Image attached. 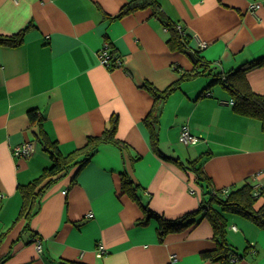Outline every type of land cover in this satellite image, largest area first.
Listing matches in <instances>:
<instances>
[{"label": "crops", "instance_id": "1", "mask_svg": "<svg viewBox=\"0 0 264 264\" xmlns=\"http://www.w3.org/2000/svg\"><path fill=\"white\" fill-rule=\"evenodd\" d=\"M130 1L0 0V35L30 26L22 45H0V234L7 232L0 255L9 254L6 264H168L173 254V264H221L203 255L217 246L209 219L160 240L158 220L139 223L140 203L121 189L127 170L143 203L168 219L198 209L203 198L190 170L154 150L144 121L154 105L144 83L163 90L195 62L170 49L169 31L151 8L115 18ZM157 1L219 70L264 55V0ZM200 41L206 47L200 48ZM105 44L122 61L113 70L101 62ZM209 78L185 81L169 96L159 148L184 163L202 156L216 189L249 183L264 190L261 122L236 114L220 84L207 90ZM247 79L264 94V66L249 70ZM32 108L44 115L46 132L64 154L100 135L113 115L119 118L118 137L130 148L123 153L100 145L86 166L72 168L51 186L27 230L26 220L17 219L23 203L18 187L52 163L29 118ZM184 126L198 137L195 143L180 141ZM25 142L33 144V153L13 154ZM263 205L264 194L256 207ZM226 217L227 238L240 256L235 264H264V228L237 214Z\"/></svg>", "mask_w": 264, "mask_h": 264}, {"label": "trees", "instance_id": "2", "mask_svg": "<svg viewBox=\"0 0 264 264\" xmlns=\"http://www.w3.org/2000/svg\"><path fill=\"white\" fill-rule=\"evenodd\" d=\"M151 8L154 15L161 21L169 31L167 44L172 51H178L196 59L195 67L190 71H181L179 79L160 90L145 82L143 87L149 91L154 98V105L147 117L144 119L151 134V142L155 151L176 162L180 167L190 170L194 175L195 183L201 188L202 202L198 209L187 212L176 219H168L158 214L148 204L141 200L139 189L140 186L134 181L131 174L125 170L121 175V189L131 198L140 203L143 210V217L139 223L148 224L151 219L156 218L159 222L157 232L160 240L170 233L179 231L195 223L199 218H207L211 222L214 230V237L217 241L215 249L203 253L205 258L220 262L221 264H235L239 255L234 254L236 250L227 238L228 221L226 214H237L264 228V205L256 207L258 200L263 195H255L258 190L251 184H245L235 190L226 193L224 189H216L211 177L203 168L202 156L189 160L187 163L178 158H172L164 155L159 148V123L163 112L164 104L169 96L185 81L197 79L199 77H210L211 81L206 87L208 90L214 85L220 84L231 95L233 110L236 114L257 119L261 122L264 131V94L255 92L248 79L247 72L256 67L264 66V55L252 59L236 69L229 71L219 70L212 62L205 59L199 50L191 46V36L188 35L183 26L171 19L162 9L157 0H133L126 3L115 16L123 17L137 10ZM30 26L25 27L18 33L12 35H0V45L8 47H18L23 44L25 35ZM119 57L111 51L108 68L110 70L120 66L116 64ZM202 94V93H201ZM29 118L32 124L39 127V140L52 161L51 165L44 168L42 174L32 181L19 185L18 189L22 196V207L17 219L26 220L24 229H30V220L35 216L40 204L51 186L61 177L65 176L72 168L82 169L88 164L93 156L97 153L102 144H112L123 151H129V145L118 137L119 118L113 115L109 125L100 135H90L86 143L69 154H64L56 140H53L46 132L43 122L44 115L36 108L29 110ZM202 215L201 217H199ZM7 232L0 234V243ZM9 254L0 255V264H6ZM233 259H236L235 261ZM70 264H85L82 262H73Z\"/></svg>", "mask_w": 264, "mask_h": 264}, {"label": "built area", "instance_id": "3", "mask_svg": "<svg viewBox=\"0 0 264 264\" xmlns=\"http://www.w3.org/2000/svg\"><path fill=\"white\" fill-rule=\"evenodd\" d=\"M20 0H15V2H19ZM259 4H253L251 6L252 9H255V7H258ZM200 44V48H204L206 47V42L205 41H200L199 42ZM110 56H111V51H110V46L108 44H105L104 47L101 49L100 51V58H101V62L106 65L108 67V64L110 62ZM116 64L117 65H121L122 64V61L120 58H118L116 60ZM231 104L234 103L233 100L230 101ZM179 139L182 143H184L185 145H190L192 143H195L197 140H198V137L196 135H194L188 128V126H184L181 133H180V136H179ZM33 144L31 142H25V143H22L20 145H17L14 147L13 149V154L15 155H19V156H23V157H27L29 155H31V153H33ZM224 191L226 193L229 192V189H224ZM261 194V190H257L255 192V195H259ZM264 194V190H263V193ZM3 197V194L0 193V199ZM92 215V214H90ZM37 243V248L39 251L42 250V244L41 242H36ZM104 253V250L101 248L98 252V255L101 256L102 254ZM177 260V255L176 254H173L171 255V258H170V261L168 264H173L174 261ZM234 261L236 259H233Z\"/></svg>", "mask_w": 264, "mask_h": 264}, {"label": "water", "instance_id": "4", "mask_svg": "<svg viewBox=\"0 0 264 264\" xmlns=\"http://www.w3.org/2000/svg\"><path fill=\"white\" fill-rule=\"evenodd\" d=\"M191 59H192L194 62H196V59H194V57H193V56H191Z\"/></svg>", "mask_w": 264, "mask_h": 264}, {"label": "rangeland", "instance_id": "5", "mask_svg": "<svg viewBox=\"0 0 264 264\" xmlns=\"http://www.w3.org/2000/svg\"><path fill=\"white\" fill-rule=\"evenodd\" d=\"M209 78V77H208ZM211 80V78H209Z\"/></svg>", "mask_w": 264, "mask_h": 264}]
</instances>
